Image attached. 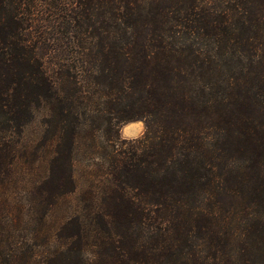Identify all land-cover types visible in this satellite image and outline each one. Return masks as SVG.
<instances>
[{"label": "trees", "instance_id": "16d2710c", "mask_svg": "<svg viewBox=\"0 0 264 264\" xmlns=\"http://www.w3.org/2000/svg\"><path fill=\"white\" fill-rule=\"evenodd\" d=\"M0 264H264V0H0Z\"/></svg>", "mask_w": 264, "mask_h": 264}, {"label": "rangeland", "instance_id": "374dc122", "mask_svg": "<svg viewBox=\"0 0 264 264\" xmlns=\"http://www.w3.org/2000/svg\"><path fill=\"white\" fill-rule=\"evenodd\" d=\"M42 113L43 111H38L35 114L33 121L24 127L23 135H22V144L28 145V144L38 143L40 135H41V130H42V127L39 124ZM137 123H141L143 125V129L145 130L144 124L140 120L127 122L120 126V129H119L120 137L125 138V139H135V138L141 137L142 135L138 133L136 128L131 130L129 129V127H127V134L122 133V129H124L126 126L134 125ZM90 161L100 162L101 159H95V160L88 161L82 155H79V154L77 155L76 170H75V177L77 179V189L75 190L74 193L67 194L64 197H62L58 201L57 205L47 214L46 223H47L48 229L56 226L57 223L60 222L66 215H68L69 213H72L75 210V208H77V205L79 204L77 201V196L79 192L81 191V189L87 186L89 182L88 178L94 179L95 182H98L99 179L97 176L95 177L90 176L87 172L88 167L92 165ZM36 165H37L38 172L41 174L44 173L46 169V160H40V161L37 160ZM18 167H19V172H18L19 179L22 181H25L26 179L24 175L22 174L25 171V168H24L25 165L21 164ZM21 194H22L21 191L18 190L17 198H20Z\"/></svg>", "mask_w": 264, "mask_h": 264}, {"label": "clouds", "instance_id": "9594fccd", "mask_svg": "<svg viewBox=\"0 0 264 264\" xmlns=\"http://www.w3.org/2000/svg\"><path fill=\"white\" fill-rule=\"evenodd\" d=\"M127 127H135L140 135L143 134L144 129H143V125L141 123L126 126L124 129H122V133L127 134Z\"/></svg>", "mask_w": 264, "mask_h": 264}, {"label": "bare ground", "instance_id": "6f19581e", "mask_svg": "<svg viewBox=\"0 0 264 264\" xmlns=\"http://www.w3.org/2000/svg\"><path fill=\"white\" fill-rule=\"evenodd\" d=\"M134 125H135V124H134ZM129 129L133 130V129H135V127H129Z\"/></svg>", "mask_w": 264, "mask_h": 264}]
</instances>
